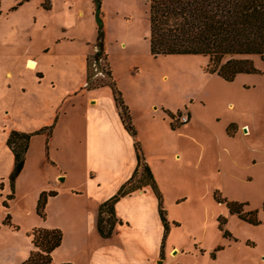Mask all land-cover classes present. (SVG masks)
Wrapping results in <instances>:
<instances>
[{"label":"rangeland","instance_id":"374dc122","mask_svg":"<svg viewBox=\"0 0 264 264\" xmlns=\"http://www.w3.org/2000/svg\"><path fill=\"white\" fill-rule=\"evenodd\" d=\"M42 1H0V264L25 261L26 252L32 250L30 233L42 228L43 222L63 234L57 248L59 255H52V264H88L84 204L69 191L81 192L87 185L86 147L82 141L85 90L106 87L101 85L110 83L105 74L110 66L117 89L129 94V74L138 67V84L142 83L141 77L149 90L156 91L155 103L175 128L187 114V107L193 105L196 120L190 129L194 141L191 184L171 189L169 201L177 198L179 202L171 200L170 213L167 211L170 232L161 245L158 263L264 264V61L258 56L244 57L252 61L259 74H242L225 83L206 72L208 59L204 56L154 58L147 52L146 41L149 0H134L132 9L121 17L127 27L138 28V42L143 41L145 48L140 52L136 48L119 50L111 38L121 28L111 22L109 9L105 39L101 9L103 55L95 64L88 60L97 51L95 42L94 53L80 56L82 41L95 37L91 12L70 31L75 41L56 43L69 33L61 29L63 0H51V14L40 7ZM26 56L43 59L40 71L38 65L34 70L26 68ZM164 75L167 81H161ZM229 102L234 105L232 109L228 108ZM165 111H176L170 112L174 119ZM138 127L147 132L140 120ZM246 127L250 135L245 137ZM45 128H51V133ZM39 130L44 131L32 135L23 169L12 185L14 158L6 145L7 138L11 131L33 134ZM223 132L224 137L234 141L226 140ZM61 173L67 180L57 186L55 177L61 175L59 178L64 179ZM134 182L137 184V178ZM215 191L229 201L245 202L243 212L257 210L260 224L252 226L230 215L224 205L213 200ZM42 193L55 194L47 198L53 201L45 206V221L35 212ZM168 213L175 218L169 219ZM219 217L226 220L222 229L228 232V238H223L218 229Z\"/></svg>","mask_w":264,"mask_h":264},{"label":"crops","instance_id":"0c3cea01","mask_svg":"<svg viewBox=\"0 0 264 264\" xmlns=\"http://www.w3.org/2000/svg\"><path fill=\"white\" fill-rule=\"evenodd\" d=\"M133 1L102 0L101 3V9L105 17V39L108 37L107 11L109 9L111 22L115 27L121 28L120 32L111 38L120 51H129L136 48L140 52L145 48L143 41L142 43L138 42L140 33L138 28L136 26L127 27L121 17V14L132 9ZM43 3L42 1L40 4L42 9ZM49 5L50 9L43 10L51 14L53 10L51 0H49ZM61 12L63 20L61 29L63 32L67 33L69 31V33L57 40L56 43L61 40L75 41L74 35L70 31L75 29L77 25L80 26L85 15L91 12L90 18L93 21L95 37L89 41H82L80 56L84 58L94 53L93 44L97 38V25L93 0H63ZM68 20H73L75 22L74 25L73 22H68ZM146 41L147 52H149V37ZM48 50L46 49L45 52ZM106 53L109 61V51L107 49ZM23 60L24 62L26 61L25 66L27 69L32 68L31 70H34L36 65H38V70L40 71L43 60L41 57L26 56ZM24 62L23 67L25 68ZM29 63H32L33 66L30 67ZM110 72L112 75L111 66ZM130 72L131 94L123 90L120 93L124 105L129 110L131 124L136 134L134 137L125 129L109 87L85 90V103H82L84 130L82 141L85 142L86 147L84 175L87 185L86 189H81V192L73 190L69 192L72 197L80 199L79 202L84 204V222L87 231V249L85 253L88 264H160L158 260L160 259L164 228L158 212V200L150 187L134 191L118 199L114 205V212L116 219L121 223L116 225L110 238H101L96 229L99 206L114 196L122 185L131 178L136 169L135 142L139 143L144 163L149 166L157 189L160 192L163 210L165 211L166 209V217L167 211L171 207V200L175 204L179 202L177 198L169 201L171 189L186 188L191 184L189 172L193 168V163L190 156L194 141L191 137L190 129L196 120L195 115L191 111L193 105H190V107L185 105L188 109L187 114H185L189 118L188 122L179 123L178 127L172 129L168 119L164 118L163 111L159 109L160 105L155 103L156 91L149 90L147 84L144 85L141 77L140 81L142 83L138 84L136 79V76H139L138 67H134ZM160 79L161 81H164L163 79L167 81L168 77L164 75ZM84 85L86 86L85 83ZM191 100H189L190 104L193 103ZM233 106V103H228L229 109H232ZM138 120L145 124L146 133L141 132L139 129ZM246 130L247 134L243 133L245 137L250 135L248 127H246ZM223 134L224 132L222 133L224 137ZM226 140L234 141L228 138ZM201 148L203 152L205 147L202 145ZM225 152L227 153L228 150ZM61 174L64 179L59 178L61 175L55 177L57 186L67 180V176L64 173ZM52 201L53 198L50 197L46 205L50 206ZM169 213L168 218L174 219L175 215ZM67 217L70 218L71 216ZM78 219L80 218L77 217ZM42 228L54 229L45 222L42 223ZM69 234L77 235L76 232H69ZM168 237L169 235H167L165 241ZM58 249L52 253L54 258L59 255ZM29 252H26L23 260L27 259Z\"/></svg>","mask_w":264,"mask_h":264},{"label":"trees","instance_id":"16d2710c","mask_svg":"<svg viewBox=\"0 0 264 264\" xmlns=\"http://www.w3.org/2000/svg\"><path fill=\"white\" fill-rule=\"evenodd\" d=\"M21 4L22 2L18 3V6ZM93 4L97 25L95 41L97 51L88 60L98 64L103 55L104 34L101 2L93 0ZM42 7L45 10L50 9L49 3H43ZM148 16L149 52L152 57L204 56L208 59L206 72L210 75L215 74L227 83L233 82L237 76L242 74H259L252 61L244 57L258 56L264 61V0H149ZM105 74L110 79V83L101 86H108L111 89L121 121L127 132L134 137L136 134L130 122L129 110L124 105L110 70L105 71ZM165 113L172 120L174 119L172 113L168 111ZM170 126L175 129L172 123ZM230 127L231 125L228 128ZM43 131L39 130L33 134L11 131L9 134L6 145L14 158L12 185L23 169L24 158L32 135L41 134ZM45 131L50 134L52 130L45 128ZM134 148L137 157L136 169L119 191L99 206L96 229L101 238H110L115 226L121 223L116 219L114 212V205L118 199L148 186L158 200V212L164 228L163 245L169 232V224L162 207L161 195L149 166L144 163L138 142H135ZM136 178L137 184L134 182ZM217 194L218 192L215 191L213 200L217 204L224 205L230 215H236L238 219L252 226L260 224L257 219V210L243 212V207L247 205L245 202L229 201ZM52 195L55 194L42 193L37 200L35 212L43 220L47 198ZM217 221L223 238H228V232L222 229L226 220L219 217ZM30 237L32 250L21 264H52V253L61 245L62 232L59 229L35 228L31 231Z\"/></svg>","mask_w":264,"mask_h":264},{"label":"built area","instance_id":"2783aa9c","mask_svg":"<svg viewBox=\"0 0 264 264\" xmlns=\"http://www.w3.org/2000/svg\"><path fill=\"white\" fill-rule=\"evenodd\" d=\"M188 120H189L188 116H186V115L184 116V115H183V116L180 118V120H179L180 122H179V123H183V124H184V123H187Z\"/></svg>","mask_w":264,"mask_h":264},{"label":"bare ground","instance_id":"6f19581e","mask_svg":"<svg viewBox=\"0 0 264 264\" xmlns=\"http://www.w3.org/2000/svg\"><path fill=\"white\" fill-rule=\"evenodd\" d=\"M29 66H30V67H32V66H33V64L31 63V65H29ZM30 67H29V68H30ZM31 69H32V68H31ZM172 257H173V256H172Z\"/></svg>","mask_w":264,"mask_h":264},{"label":"water","instance_id":"95a60500","mask_svg":"<svg viewBox=\"0 0 264 264\" xmlns=\"http://www.w3.org/2000/svg\"><path fill=\"white\" fill-rule=\"evenodd\" d=\"M28 65H31V63H29ZM245 131V130H244Z\"/></svg>","mask_w":264,"mask_h":264}]
</instances>
